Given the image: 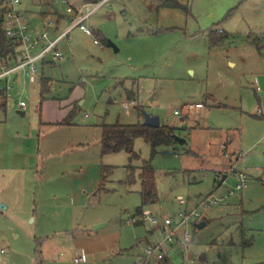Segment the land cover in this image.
Returning a JSON list of instances; mask_svg holds the SVG:
<instances>
[{
    "label": "rangeland",
    "instance_id": "obj_1",
    "mask_svg": "<svg viewBox=\"0 0 264 264\" xmlns=\"http://www.w3.org/2000/svg\"><path fill=\"white\" fill-rule=\"evenodd\" d=\"M179 1L96 9L86 20L92 34L75 28L59 44L63 58L45 65L53 81L44 98L22 70L10 75L0 95V264H73L86 255L77 241L108 232L119 233L118 246L79 264H144L162 233L138 208L161 218L210 194L222 200L201 210L206 225L188 224L186 248L175 244L151 264H264V0ZM214 30L226 32L217 45ZM145 113L178 127L186 143L152 155L138 137L137 157L102 152L101 125L143 123ZM210 138L218 149L205 147ZM232 167L247 171L248 188L236 189ZM143 168L158 195L147 205Z\"/></svg>",
    "mask_w": 264,
    "mask_h": 264
},
{
    "label": "built area",
    "instance_id": "obj_2",
    "mask_svg": "<svg viewBox=\"0 0 264 264\" xmlns=\"http://www.w3.org/2000/svg\"><path fill=\"white\" fill-rule=\"evenodd\" d=\"M60 2L65 7V12L60 11L59 6L49 4L50 10L46 13V23L42 30H37L32 22L29 12L24 9L23 0H0V9L4 19L2 28L4 35L13 48V52L8 55L0 54V91L5 93L12 87L10 86V75L18 71H23L33 84L42 82L43 63L55 62V59L63 58V53L59 49V44L63 39L69 38L74 28H80L87 34H92L88 28L86 20L89 16L103 4L110 0H100L92 7L88 4L77 7L71 0H54ZM57 9V11H56ZM52 15L47 17L48 15ZM60 15L62 18H60ZM56 16V17H55ZM65 20L67 23L64 28L60 23ZM39 44L41 47L38 48ZM35 52V53H32ZM20 106H26L25 101L20 102ZM128 107V106H127ZM189 107L201 108L203 103L197 102L189 104ZM175 114H181L176 109ZM247 173L239 172V181L236 189H243L247 186ZM180 205L186 204L183 196L177 197ZM222 200L214 195H208L192 210L182 209L175 214L158 217L151 210H144L141 217L151 224L156 225L162 237L157 242L148 244L144 251V256L140 263L151 264V259L161 261L170 255V248L179 245L186 248L190 233L187 226L193 221L199 222L202 219V209H209L218 201ZM134 216L127 220L128 223L137 222ZM85 260V254H80L74 258V264H79Z\"/></svg>",
    "mask_w": 264,
    "mask_h": 264
},
{
    "label": "trees",
    "instance_id": "obj_3",
    "mask_svg": "<svg viewBox=\"0 0 264 264\" xmlns=\"http://www.w3.org/2000/svg\"><path fill=\"white\" fill-rule=\"evenodd\" d=\"M91 2H97V0H87ZM169 7H181L179 0H165L164 3ZM60 18L62 16L60 15ZM4 15L2 10L0 9V54L8 55L13 52L12 46L9 44L8 40L4 35V31L2 28ZM223 31H212L211 35V44L217 45L222 37L226 35V32H223L222 35L220 33ZM213 33H218L217 36H214ZM50 78L44 77L41 82V94L42 98H44L43 94L50 91ZM2 96L6 94L4 91H0V95ZM133 98V97H130ZM102 134H101V147L103 153H116L120 151L127 152L132 158L137 157L138 153L134 149L135 140L138 137L144 138L147 142L150 143L152 148V155L158 152V148L162 145L172 146L178 142L176 135L178 127L170 126V125H162L158 127H151L148 125H144L143 123L137 124H124V123H104L101 125ZM153 173V169H150ZM141 198L142 205L152 204L158 200L156 185H155V176L153 173L152 177H148L145 169L143 168L141 174ZM129 181H133V176L130 177ZM142 207L138 208V212L142 213ZM205 220V218H203Z\"/></svg>",
    "mask_w": 264,
    "mask_h": 264
},
{
    "label": "crops",
    "instance_id": "obj_4",
    "mask_svg": "<svg viewBox=\"0 0 264 264\" xmlns=\"http://www.w3.org/2000/svg\"><path fill=\"white\" fill-rule=\"evenodd\" d=\"M55 4V6L57 7L58 5H56V1L54 0H24L23 1V8L26 9L29 14H30V17H31V22L33 24V26L37 29V30H42V28L45 26V23H46V13L49 12L50 10V7H49V4ZM90 3H93V2H89V3H84L83 5H86V4H90ZM41 5H44V6H41ZM82 5V6H83ZM37 6H41L42 7V10L41 8H37ZM81 6V7H82ZM78 7V6H77ZM44 8V9H43ZM57 11V9H56ZM49 16H52L51 14L48 15L47 17ZM56 17V16H55ZM66 21L63 20L61 23H60V27L61 28H64V26L66 25ZM75 29V28H74ZM73 29V30H74ZM80 29V28H79ZM81 30V29H80ZM83 31V30H82ZM84 32V31H83ZM86 33V32H85ZM64 40V39H63ZM62 40V41H63ZM41 47V44H39L38 48ZM54 62H50V63H43V75L44 77H47L45 76L44 74V69H45V65H49V64H53ZM50 78V77H49ZM50 83L53 81L52 78H50ZM36 84H34V88H36L35 86ZM41 86V85H40ZM257 88H259V86H257ZM81 104V103H80ZM200 109V108H199ZM22 113H24L22 111ZM101 134H102V131H101ZM178 136V135H177ZM180 137V136H179ZM181 138V137H180ZM211 138H217L219 140H221V137H211ZM209 139L207 141H205L204 145L205 147H207L209 150L213 147V148H217V142L213 139ZM183 139V138H182ZM101 141V140H100ZM179 143V142H178ZM186 143V140L184 139V142L183 143H180V144H184ZM220 146L221 148L223 149V147L225 146V148L227 147L225 145V143L221 140L220 142ZM227 143V142H226ZM224 150V149H223ZM191 151L193 153L194 150L191 149ZM225 153V152H223ZM228 152H226L225 154L227 155ZM229 157V156H228ZM230 158V157H229ZM233 168V167H232ZM232 171H235L236 172V175L238 177V181H239V172H245L247 173V171H244V170H237L235 168L232 169ZM218 172V171H217ZM248 175V173H247ZM226 177V176H225ZM224 179V178H223ZM222 179V180H223ZM247 179L249 180V175L247 177ZM248 180H247V184H248ZM238 183V182H237ZM249 185H247L246 187H244L243 189H240L241 191L248 188ZM141 190V189H140ZM239 190V189H238ZM141 195V194H140ZM210 195H213V194H210ZM207 197V196H206ZM216 205V204H215ZM203 220V218L201 219V221ZM200 222V221H199ZM198 225V224H197ZM120 235L119 233L117 232H108V233H103L100 237H97V238H82L80 241H77L78 244H81L83 246V249L86 251V255L87 253L89 252H95L97 253L98 250H104V251H112L114 250L118 244H119V241H120ZM84 254V252H82ZM81 253V254H82ZM86 255H85V260H86ZM81 263V262H80ZM73 264H74V261H73Z\"/></svg>",
    "mask_w": 264,
    "mask_h": 264
},
{
    "label": "water",
    "instance_id": "obj_5",
    "mask_svg": "<svg viewBox=\"0 0 264 264\" xmlns=\"http://www.w3.org/2000/svg\"><path fill=\"white\" fill-rule=\"evenodd\" d=\"M115 50H118L117 48H115ZM143 124L144 125H148V126H151V127H158L160 126L161 124V121H160V117L158 115H152L150 113H145L144 114V121H143ZM176 138L178 140L179 143H183L184 142V139L180 138L179 136L176 135ZM226 175H224L223 178H225ZM206 225V221L205 220H202L198 223V227H203ZM98 226V225H97Z\"/></svg>",
    "mask_w": 264,
    "mask_h": 264
}]
</instances>
